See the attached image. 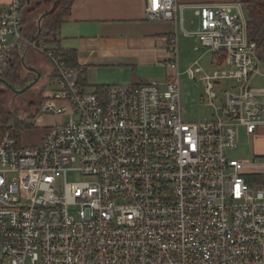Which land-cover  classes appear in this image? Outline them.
<instances>
[{
	"label": "built area",
	"instance_id": "1",
	"mask_svg": "<svg viewBox=\"0 0 264 264\" xmlns=\"http://www.w3.org/2000/svg\"><path fill=\"white\" fill-rule=\"evenodd\" d=\"M27 2L0 6V78L35 49L58 74L41 114L63 120L39 146L0 136V264H264V186L228 154L240 128L253 136L264 125V62L243 3L199 5L198 31L182 28L196 51L214 53L213 70L196 62L185 72L214 111L195 123L185 116L177 30L165 83L98 94L78 85L56 49L24 35ZM179 9L160 0L147 19L177 23Z\"/></svg>",
	"mask_w": 264,
	"mask_h": 264
},
{
	"label": "crops",
	"instance_id": "2",
	"mask_svg": "<svg viewBox=\"0 0 264 264\" xmlns=\"http://www.w3.org/2000/svg\"><path fill=\"white\" fill-rule=\"evenodd\" d=\"M10 1L0 0V6ZM243 1L178 0L179 6H184V9L178 10L177 23H174L147 19L149 9H154L160 0H75L70 15L64 18L58 33L60 47L77 52L81 70L86 71L88 77L89 91L94 92L97 87L147 83L148 77L164 76L161 66L167 67L166 63L171 58V44L176 30L179 32V49L182 28L188 31L186 11L198 17L196 7L199 5ZM199 27L200 20L197 30L192 32L198 31ZM184 37L196 40L194 37ZM156 71L157 74L149 75ZM93 79H98V84ZM41 115L36 119H40ZM55 118L59 122L63 120L61 116ZM53 125L55 123L43 128L37 138L27 137L24 146H39ZM253 144L255 160L263 161L264 125L253 135ZM256 175L264 176L263 166H257V170L248 176Z\"/></svg>",
	"mask_w": 264,
	"mask_h": 264
},
{
	"label": "rangeland",
	"instance_id": "3",
	"mask_svg": "<svg viewBox=\"0 0 264 264\" xmlns=\"http://www.w3.org/2000/svg\"><path fill=\"white\" fill-rule=\"evenodd\" d=\"M45 2L48 0H32L31 4L27 6L26 10H24L26 17V24L24 29V35L26 37L30 36L32 32H35L38 25L41 21H37V14L30 11V9L41 2ZM50 1V0H49ZM53 1H51L52 3ZM43 12H39L43 14V18L48 16V12H44V7H42ZM186 19V28L188 31L192 32L197 30L199 25L198 17L194 15L193 12L186 11L185 12ZM29 38V37H28ZM179 64L180 71L183 76L181 80L183 81V100L185 106V116L190 122H208L213 119L214 111L213 108L209 105H206L202 102V97L204 96V87L201 82H193L189 80L187 75H185L186 70L196 62H199L200 65L207 71L213 70V59L214 53H208L206 49L201 48L200 51H196L197 41L194 39H186L183 35L179 37ZM162 72L164 74L163 77L153 76L148 77V82H155L159 84H163L166 82L168 76V68L165 65H162ZM55 68L51 64V62L41 53L36 51L35 49L28 48L26 51L22 53L19 58L17 67L12 71L11 78L8 76L4 77L9 79L8 81L16 87L18 90L23 88V86H28L31 84L34 79L41 76L40 80L33 85L28 91L22 94H17L12 91L10 88L5 87L0 83V90L4 92L5 97V106L4 109L6 112H11L12 114H16L19 118H26L34 113L37 105L39 104V99L43 97H47L48 95H53L57 90V81L51 76L54 74ZM19 73V77L26 82L24 85L20 84L19 81L11 80L15 77L16 73ZM34 72L36 73H30ZM157 74L149 73V75ZM79 76V72L77 71V78ZM88 78V77H87ZM5 79V80H6ZM95 84H98V79H93ZM16 85V86H15ZM256 86L259 85V82L255 83ZM33 102L34 106H31ZM56 115L52 113H43L40 116V119H35L33 121L34 127L26 130L22 133L21 143L25 145L27 137L37 138L41 135L43 128L52 125L53 123H59L60 120H57ZM12 125V123H11ZM253 136H249L245 133V131L240 128L238 131V148L234 151L228 152V154L237 160H242L246 162L245 172L246 174H252L253 171L257 170V166L264 168V160L256 161L253 155ZM80 175L77 173H70L68 175L69 181H79Z\"/></svg>",
	"mask_w": 264,
	"mask_h": 264
},
{
	"label": "trees",
	"instance_id": "4",
	"mask_svg": "<svg viewBox=\"0 0 264 264\" xmlns=\"http://www.w3.org/2000/svg\"><path fill=\"white\" fill-rule=\"evenodd\" d=\"M31 1L32 0H28L23 7L24 24H26L27 21L24 10H26L27 6L31 4ZM51 1L53 2L51 3ZM74 1L75 0H48L34 5L30 11L37 14V21H41V23L38 25L35 32H32L28 37L31 40L40 41L46 46L56 49V56L59 61L69 68L76 69L79 72L78 85L83 90H88L89 84L87 82L86 71L81 70V66L79 65L77 58V52L62 49L60 47V39L58 38V33L64 22V18L70 15ZM242 3L248 17L249 39L250 41L256 43L259 59L264 62V0H244ZM42 7H44V12H50L46 18H43V14L39 13L43 12L41 11ZM17 64L18 59L15 58L13 67L7 71L4 77L9 76L11 78V73L17 67ZM30 73L36 75L34 72ZM57 76L58 74L55 70L51 78L56 79ZM14 79L15 81H19L22 85L26 82L25 79L20 80L22 78L19 77L18 72L11 80ZM6 80L8 81L9 79ZM26 87L27 86H23L21 89H25ZM106 90L107 87H97L94 89V92L104 94ZM3 94L4 92L0 90V136L10 133L13 138L17 139L18 142H21L22 133L34 127L33 121H35V119L41 114L42 106L49 97L39 99V104L37 105L38 107L33 114L26 118H19L16 114L14 115L11 112H6L4 109L5 97ZM31 106H34L33 102L31 103ZM248 181L260 187L264 186V176H250Z\"/></svg>",
	"mask_w": 264,
	"mask_h": 264
},
{
	"label": "water",
	"instance_id": "5",
	"mask_svg": "<svg viewBox=\"0 0 264 264\" xmlns=\"http://www.w3.org/2000/svg\"><path fill=\"white\" fill-rule=\"evenodd\" d=\"M47 14H50V12H48ZM41 76L38 75V77L31 83L29 84L25 89H21L18 90L17 88L13 87L7 80L0 78V83L8 88H10L12 91L16 92L17 94L20 93H25L26 91H28L33 85H35L39 80H40Z\"/></svg>",
	"mask_w": 264,
	"mask_h": 264
},
{
	"label": "flooded vegetation",
	"instance_id": "6",
	"mask_svg": "<svg viewBox=\"0 0 264 264\" xmlns=\"http://www.w3.org/2000/svg\"><path fill=\"white\" fill-rule=\"evenodd\" d=\"M35 80V79H34ZM6 87V86H5ZM21 90V89H20ZM18 94H20V93H18Z\"/></svg>",
	"mask_w": 264,
	"mask_h": 264
}]
</instances>
